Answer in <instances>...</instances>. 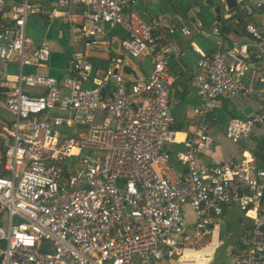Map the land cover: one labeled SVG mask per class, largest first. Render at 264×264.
I'll use <instances>...</instances> for the list:
<instances>
[{"label":"built area","instance_id":"2783aa9c","mask_svg":"<svg viewBox=\"0 0 264 264\" xmlns=\"http://www.w3.org/2000/svg\"><path fill=\"white\" fill-rule=\"evenodd\" d=\"M254 3L264 6V0ZM133 5L0 0V62L15 63L0 96V109L8 114L0 115V264H211L221 244L222 210L232 205L250 226L239 237L240 253L229 251L219 264H264V167L246 155L214 164L200 160L211 146L203 124L194 139L182 141L176 159L183 171H175L162 147L174 142L171 48L153 55L151 31L161 20L145 21ZM35 14L71 31L73 50L60 79L22 71L43 66L49 57L46 45L27 46L25 24ZM105 24L124 31L125 58L148 54L146 77L127 80L120 57L105 68L86 60L84 48L99 44ZM244 30L253 52L236 42L209 53L194 48L197 60L182 80L196 90L194 114L204 115L220 98L264 99L263 37L251 23ZM251 65L256 67L246 85ZM262 123L259 107L247 117H229L224 134L236 142ZM185 207L194 218L191 230ZM204 249V258L183 257Z\"/></svg>","mask_w":264,"mask_h":264},{"label":"crops","instance_id":"0c3cea01","mask_svg":"<svg viewBox=\"0 0 264 264\" xmlns=\"http://www.w3.org/2000/svg\"><path fill=\"white\" fill-rule=\"evenodd\" d=\"M134 1L133 9L138 12L137 5L140 4L145 10L150 20H161L152 30L154 35V48L159 51L169 45L173 58H181L184 66L177 71L171 72L176 74V80L169 90V113L173 118L171 125L173 129L174 142H165V149L170 156V163L177 173L183 171V167L176 159L177 152L183 149L182 141L192 140L195 138L194 132L203 124L208 125L207 134L211 138L210 148L199 159L207 164L237 160L242 156H249L253 159V164L257 167H264V123L255 124L246 136L240 137L236 142L230 141L224 134V126L229 117L244 118L259 107H264V99H242L239 97L220 98L216 106L199 116L194 114L193 108L197 104V93L192 87L185 85L182 80L187 78L193 65L195 64L198 54L194 50L209 53L216 47L226 49L230 42H236L245 45L249 52L255 51L250 37L244 30L245 23H251L255 26L257 32L263 37L261 48L264 50V9L257 7L254 0H243L242 6L251 4L250 7L238 13L239 22L233 20V24L227 32H224L219 40L211 39L201 31L215 34L213 27L206 26L203 17L197 11V5L192 4L193 0H139ZM146 6L153 8L152 12L147 11ZM158 12H156V10ZM126 12V9H123ZM139 13V12H138ZM199 29H194V25ZM173 25V30L169 27ZM181 27L188 30L187 33L181 31ZM103 34L100 36V42L93 48H84L85 58L92 67L105 68L112 57H120L123 65L128 66L132 73L126 74V79H142L147 76L151 69V63L148 54H141L137 58H125L121 53H117V47L121 49V40L124 37V31L117 24H105L102 27ZM25 33L29 40L28 48L44 44L49 49L47 62L41 67L24 66L22 71L30 74H43L60 79L67 73L71 52L73 50L71 42V31L66 24H61L57 20H49L44 16L35 14L27 18L25 24ZM167 58V60H168ZM256 66L251 65L243 81L246 85L251 84L253 72ZM13 73L7 72L3 79L0 80V87L5 91H0V96L8 90L4 85L5 75ZM28 91H38V87L26 88ZM175 100V102H174ZM2 117H8L0 109ZM97 121V119L95 120ZM185 219L187 229L193 227V216L189 209L185 207ZM250 226V219L234 205L224 207L220 217L219 238L221 241L219 253L214 259L218 261L226 257L229 251L238 243L239 237ZM215 232L213 240L209 247L215 244ZM208 247V248H209ZM204 250H198V258H202ZM193 253L192 251H185ZM184 252V258L188 257ZM204 258V257H203ZM202 259L201 261H204Z\"/></svg>","mask_w":264,"mask_h":264},{"label":"water","instance_id":"95a60500","mask_svg":"<svg viewBox=\"0 0 264 264\" xmlns=\"http://www.w3.org/2000/svg\"><path fill=\"white\" fill-rule=\"evenodd\" d=\"M49 1L51 0H40V2L42 3ZM242 1L243 0H193L192 4L197 5V11L203 17L206 26L209 28L213 27L215 34H212L210 32L209 33L203 31L201 32L211 39L219 40L221 37H224L222 34L229 30V28L233 24V20L237 22L240 21L237 15L241 11L242 7L246 9L251 6V4H245L244 6H242ZM138 2L139 0H136V3ZM137 7L140 16L145 21H150L142 6H140L139 4L137 5ZM261 8L264 9V6H261ZM146 9L149 12L155 11L151 6H146ZM158 10L159 9H157L156 12H158ZM194 29L198 30L199 26L195 24ZM227 41L229 42V44H231L229 40ZM0 45H1V41H0ZM167 66L173 71H177L180 67H183L184 64L181 58H173V54H171L169 55V58L167 60ZM121 70L125 74L132 73L131 69L126 65H123ZM11 71L15 72L14 62H7V63L0 62V80L3 79L5 73ZM108 88L109 86H106V90H108ZM107 94H109L108 91ZM227 259L230 258L228 257Z\"/></svg>","mask_w":264,"mask_h":264},{"label":"rangeland","instance_id":"374dc122","mask_svg":"<svg viewBox=\"0 0 264 264\" xmlns=\"http://www.w3.org/2000/svg\"><path fill=\"white\" fill-rule=\"evenodd\" d=\"M34 47H32L31 49H33ZM117 53L121 54L122 50L120 49V47H117ZM53 115H58L61 116L62 114L60 112H58L57 110L52 111ZM81 128L83 130L87 129V126H81ZM84 154V152H82ZM75 158H69L70 161H73ZM78 159V158H76ZM187 256H193L194 258H198V253H189V252H185ZM219 253V248L216 250V255ZM169 264H173L172 262H169ZM211 264H219V261L217 259L214 260V262H212Z\"/></svg>","mask_w":264,"mask_h":264},{"label":"trees","instance_id":"16d2710c","mask_svg":"<svg viewBox=\"0 0 264 264\" xmlns=\"http://www.w3.org/2000/svg\"><path fill=\"white\" fill-rule=\"evenodd\" d=\"M34 1H39V0H34ZM151 35L153 37L154 33L153 31H151ZM159 52V48H154V52H153V55L157 54ZM115 58V57H112L111 60ZM0 91H5V88H1L0 87ZM240 253V246L239 244L237 243L233 248L232 250L230 251V255L231 256H234V255H237ZM216 255V254H215Z\"/></svg>","mask_w":264,"mask_h":264},{"label":"bare ground","instance_id":"6f19581e","mask_svg":"<svg viewBox=\"0 0 264 264\" xmlns=\"http://www.w3.org/2000/svg\"><path fill=\"white\" fill-rule=\"evenodd\" d=\"M192 252H195V251H192Z\"/></svg>","mask_w":264,"mask_h":264}]
</instances>
